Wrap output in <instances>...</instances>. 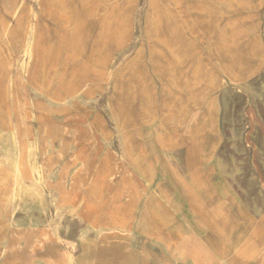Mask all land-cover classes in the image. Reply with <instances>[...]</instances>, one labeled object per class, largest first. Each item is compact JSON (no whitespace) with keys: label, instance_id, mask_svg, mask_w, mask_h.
<instances>
[{"label":"rangeland","instance_id":"obj_1","mask_svg":"<svg viewBox=\"0 0 264 264\" xmlns=\"http://www.w3.org/2000/svg\"><path fill=\"white\" fill-rule=\"evenodd\" d=\"M0 134V264H264V0H0Z\"/></svg>","mask_w":264,"mask_h":264},{"label":"bare ground","instance_id":"obj_2","mask_svg":"<svg viewBox=\"0 0 264 264\" xmlns=\"http://www.w3.org/2000/svg\"><path fill=\"white\" fill-rule=\"evenodd\" d=\"M0 144L2 146H4V147H8V142H7L6 135L0 134ZM9 155H13V152L11 150H9ZM39 197L41 199V208L43 210V209H45V195H43L41 193L39 195ZM61 218H62V215H60L56 220H54L51 223V228L53 229V231H54L55 234H57V232H58V226L60 224ZM54 252H55V250H54ZM191 253H192L190 255L191 256V260H193V261H199L203 257L202 254H201V252L199 250L198 251L193 250V251H191ZM205 254H206V256H205L206 258L213 257V254L210 253L208 250L205 252ZM70 262H71V264H75V262L73 260H71Z\"/></svg>","mask_w":264,"mask_h":264}]
</instances>
